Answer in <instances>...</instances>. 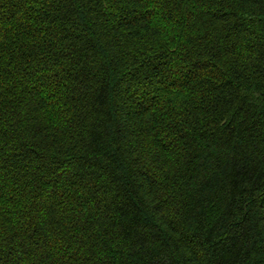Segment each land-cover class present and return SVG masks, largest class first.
Masks as SVG:
<instances>
[{
  "label": "trees",
  "instance_id": "trees-1",
  "mask_svg": "<svg viewBox=\"0 0 264 264\" xmlns=\"http://www.w3.org/2000/svg\"><path fill=\"white\" fill-rule=\"evenodd\" d=\"M0 264H264V0H0Z\"/></svg>",
  "mask_w": 264,
  "mask_h": 264
}]
</instances>
